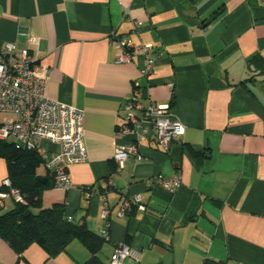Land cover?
Wrapping results in <instances>:
<instances>
[{"label":"crops","instance_id":"crops-1","mask_svg":"<svg viewBox=\"0 0 264 264\" xmlns=\"http://www.w3.org/2000/svg\"><path fill=\"white\" fill-rule=\"evenodd\" d=\"M132 20L141 23L136 31ZM117 36L152 45L149 75L140 74L142 51L115 62ZM6 43L51 67L47 97L83 110L87 160L68 165L73 187L51 186L41 201L61 204L66 218L100 235L104 196L100 264H110L120 243L140 254L122 264H264V0H0ZM135 87L143 105L168 104L184 133L164 151L148 143L144 124L137 144L146 160L130 155L119 166L113 153L134 137L117 127ZM40 146L58 150L46 139ZM37 173L47 174L43 164ZM158 175H179L181 185L170 192L146 183ZM135 195L140 203L119 216L120 199ZM4 203L14 206L11 197ZM91 256L74 239L55 256L32 243L17 262L0 237V264H83Z\"/></svg>","mask_w":264,"mask_h":264},{"label":"built area","instance_id":"built-area-1","mask_svg":"<svg viewBox=\"0 0 264 264\" xmlns=\"http://www.w3.org/2000/svg\"><path fill=\"white\" fill-rule=\"evenodd\" d=\"M132 30L136 31L140 22L132 20ZM29 44H37L34 36L27 38ZM111 44L119 52L116 63L130 62L133 56L142 51L143 60L140 67L141 76L151 73L154 64L149 55L150 44H135L128 36H117L111 39ZM50 66L39 63L28 48L16 50L13 43H6L0 47V112L4 113L0 120V140L10 141L16 148L34 149L42 157L45 168L53 175V187L67 190L73 187L67 167L73 163L87 160L83 143V110L51 99L46 96V82ZM141 93L135 87L131 95L126 98L123 106L122 122L117 127L121 137L132 135L134 139L123 146H119L113 153V160L119 166L131 155L137 160H146L139 153L137 141L143 136L141 127L148 124L149 134L146 136L150 145L167 151L173 142H178L184 133V125L172 115L168 104L149 101L147 105L141 103ZM46 139L58 145V150L49 153L42 149L40 141ZM8 191L0 192V206H4L7 197L15 202H23L19 191L10 187L7 179L2 182ZM147 184L158 185L170 192L180 187L179 175L173 177L156 176L146 181ZM97 191V189H95ZM140 203L135 195L122 198L119 201L117 214L123 216L132 207ZM139 208L143 209L142 205ZM104 219L100 235L108 238L109 206L103 196V206L100 212ZM67 217V220H71ZM129 257L138 261V250L126 243L115 246L110 258V264H122L124 258Z\"/></svg>","mask_w":264,"mask_h":264},{"label":"trees","instance_id":"trees-1","mask_svg":"<svg viewBox=\"0 0 264 264\" xmlns=\"http://www.w3.org/2000/svg\"><path fill=\"white\" fill-rule=\"evenodd\" d=\"M251 60L260 58L255 56ZM0 157L5 161L10 187L17 189L23 197V202L15 201L10 209L0 206V237L15 251L17 262L32 243L42 247L49 256H55L72 240L78 239L92 254L83 264H100L96 252L104 238L84 225L67 220L61 204H42V192L53 186V175L47 169L45 175L37 173L43 160L36 150L16 148L12 142L0 140ZM6 191L8 187L0 183V192ZM205 264L211 263L205 261Z\"/></svg>","mask_w":264,"mask_h":264},{"label":"rangeland","instance_id":"rangeland-1","mask_svg":"<svg viewBox=\"0 0 264 264\" xmlns=\"http://www.w3.org/2000/svg\"><path fill=\"white\" fill-rule=\"evenodd\" d=\"M3 115H4V113L0 112V120L2 119V116H3ZM12 140H13L12 137L8 138V141H12ZM0 160L3 161V163H4V165H5V169H6V164H5L4 159L0 157Z\"/></svg>","mask_w":264,"mask_h":264}]
</instances>
